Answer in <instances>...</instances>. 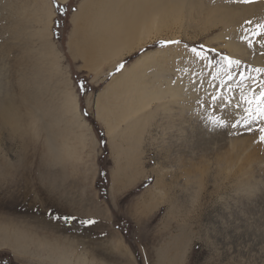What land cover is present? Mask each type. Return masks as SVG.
I'll use <instances>...</instances> for the list:
<instances>
[{
    "label": "rangeland",
    "instance_id": "obj_1",
    "mask_svg": "<svg viewBox=\"0 0 264 264\" xmlns=\"http://www.w3.org/2000/svg\"><path fill=\"white\" fill-rule=\"evenodd\" d=\"M82 2L89 4L80 12ZM59 4L71 8L62 15L53 0H0V227L13 238L35 235L31 248L43 253L55 242L60 252L83 257L62 239L61 202L68 209L98 194L109 205L117 192L119 216L125 200L149 195L156 227L168 224L186 243L172 246L164 264H264V121L241 120L249 107L241 93L258 101L264 83V72L254 71L264 69V35H253L264 0ZM246 6L256 12L252 26ZM175 12L180 29L163 23ZM160 40L181 43L162 47ZM138 41L114 58L121 43ZM200 45L205 60L190 52ZM223 57L240 64L229 67ZM214 94L232 100L213 104ZM209 114L227 126L213 127ZM101 172L109 179L105 198L96 188ZM94 211L102 209L95 204ZM0 264L51 263L18 260L2 247Z\"/></svg>",
    "mask_w": 264,
    "mask_h": 264
},
{
    "label": "crops",
    "instance_id": "obj_2",
    "mask_svg": "<svg viewBox=\"0 0 264 264\" xmlns=\"http://www.w3.org/2000/svg\"><path fill=\"white\" fill-rule=\"evenodd\" d=\"M117 182L119 181L113 183L112 180L114 185ZM116 195L117 192L114 193V198L112 197L114 200L111 198L109 205L99 200L98 194L92 203L89 199L81 198L79 203L77 201V206L72 205L73 208L65 209L66 206L63 204L65 201L61 202L60 210L66 211L67 214L58 217L76 218L71 223L57 219L60 228H68L66 232H61V236L70 244V248L81 250L79 254H83V257L94 264H164V260L167 262L170 258L172 246L176 249L179 246L186 248V243H181L180 237L174 239L168 224L162 223L161 228L156 227L154 220L152 221L154 211L147 209L148 202L152 203L149 195L140 198L135 195L125 200L124 211L119 213V216L114 214L116 212L114 203H120L122 198L116 202ZM144 198L146 200L139 203V199L142 202ZM70 202L74 204V201L70 200L69 206ZM95 204L102 211L92 213ZM141 206L144 207L143 210ZM89 218L95 219L97 223L91 226L79 223L80 220ZM60 230L58 228V231ZM154 260L157 263L153 262Z\"/></svg>",
    "mask_w": 264,
    "mask_h": 264
},
{
    "label": "bare ground",
    "instance_id": "obj_3",
    "mask_svg": "<svg viewBox=\"0 0 264 264\" xmlns=\"http://www.w3.org/2000/svg\"><path fill=\"white\" fill-rule=\"evenodd\" d=\"M59 3H61V4H67L68 2H70V0H57ZM87 4H89V2H82L81 3V5L79 6L80 7V12L84 9V7L87 5ZM246 8L249 10V11H251V12H249L247 15H246V19L248 18V20H251V21H253V20H255V19H253V16H256V15H254L256 12H252L253 10H252V7L251 6H246ZM170 10V9H169ZM165 12V11H164ZM170 13H171V11H169ZM216 12V11H215ZM257 12H259V17L257 18V19H259V21H264V15L262 14V12H264V8L260 11H257ZM181 13V12H180ZM79 14L80 13H76V15H75V17L73 18V19H78L77 17H79ZM158 14V13H157ZM163 14V13H162ZM168 14V13H167ZM172 14V13H171ZM175 15L173 16H171L170 17V15H169V20L168 21H165V20H163V23H168L169 24V26L171 25V26H178V29H180V28H182L183 26L179 23L180 22V17H178V13L177 12H175L174 13ZM159 15V14H158ZM220 15V14H219ZM227 15V14H226ZM53 16H54V13H52V11L51 10H48L47 12H46V17L48 18V19H52L53 18ZM236 16V15H235ZM220 17V16H219ZM256 18V17H255ZM229 19V18H228ZM257 21V20H256ZM74 22H75V20H74ZM156 23V22H155ZM154 23V24H155ZM218 23V22H217ZM144 24V23H143ZM160 24H162V22L160 23ZM252 24H253V22H252ZM252 24H249V25H251L252 26ZM254 24H256V23H254ZM253 24V25H254ZM156 25V24H155ZM229 25V24H228ZM144 26V25H143ZM142 26V27H143ZM145 27V26H144ZM147 28H148V26H146V28H144V30L146 29V31H148L147 30ZM155 28V27H154ZM235 28V27H234ZM158 29V28H157ZM233 30V29H232ZM231 30V31H232ZM226 31V30H225ZM227 32V31H226ZM235 33H236V31H234ZM233 32V33H234ZM146 33V32H145ZM228 33V32H227ZM229 34V33H228ZM239 34V33H238ZM144 36V35H143ZM146 36H147V34H146ZM151 36V35H150ZM228 36H230V35H228ZM233 36V35H232ZM237 36V35H236ZM147 39V38H146ZM145 39V40H146ZM228 39V38H227ZM234 40V39H233ZM232 40V41H233ZM236 40V39H235ZM258 41V40H257ZM139 42V41H138ZM144 42V41H143ZM235 42V41H234ZM141 43L142 42H139L138 44L137 43H127V42H123V43H121V45L120 46H118L117 47V50H116V52H115V54H114V58H120V57H123L125 54H129V53H131L135 48H136V46H138V45H141ZM261 43V42H260ZM232 46H234V43H232L231 44ZM238 45V44H237ZM114 46H116V45H114ZM228 46H229V44H228ZM236 49H235V51H237V52H241V45H239V46H234ZM116 48V47H115ZM232 48V47H231ZM242 49H243V47H242ZM111 50H114V48H112ZM110 50V51H111ZM232 50V49H231ZM135 51V50H134ZM234 51V50H233ZM114 52V51H113ZM113 57V56H112ZM261 64V63H260ZM130 86V85H129ZM133 88H134V86H133ZM135 88H136V86H135ZM134 88V89H135ZM139 89H141V88H139ZM138 89V90H139ZM144 89V88H143ZM145 90V89H144ZM141 90H139V92H140ZM131 94H132V92H130ZM133 93H135L136 94V92L134 91ZM141 93H143L142 91H141ZM178 93V92H177ZM182 93V92H181ZM180 93V94H181ZM130 94V95H131ZM134 94V95H135ZM139 94V93H138ZM144 94H145V92H144ZM142 95V96H144V98L146 97H148V94L146 93V95ZM150 95V97L152 96L153 97V95L152 94H149ZM178 95V94H177ZM148 99V98H147ZM155 99H157V98H155ZM136 100V99H135ZM147 101V100H146ZM152 101H153V99H152ZM151 103V102H150ZM241 103V102H240ZM73 104H74V107H75V109H76V103L75 102H73ZM148 105V104H147ZM148 108V107H147ZM85 124V123H84ZM85 126H86V124H85ZM113 127L111 126V128H110V130L112 129ZM115 130V129H114ZM111 147H114L113 146V143L111 142ZM250 161V160H249ZM35 232H37V231H35ZM21 235V234H20ZM36 235H37V233H36ZM22 236V235H21ZM25 237H26V235H24ZM29 236V235H28ZM31 237V236H30ZM27 238V237H26ZM25 238V239H26ZM34 238H36L35 237V235H33V237H32V239L30 238V240L28 241V239H29V237H28V239L27 240H23V238H20V236H18L17 238H13L12 236H11V234L9 233V230L8 229H6V228H4L3 229V227H0V248H2V247H9L11 250H12V252L15 254V257L18 259V260H22V261H25V262H29V261H37V262H42V263H44V262H49V263H51V264H94L92 261H89V260H87L85 257H76V258H74V256H70L67 252H60L57 248H55L56 247V243L54 242V243H49V245L51 246L50 247V251L48 250L47 252H42V249L40 248H38V249H36L37 247H35V248H31L33 245H34V243L32 242V241H34Z\"/></svg>",
    "mask_w": 264,
    "mask_h": 264
},
{
    "label": "snow or ice",
    "instance_id": "obj_4",
    "mask_svg": "<svg viewBox=\"0 0 264 264\" xmlns=\"http://www.w3.org/2000/svg\"><path fill=\"white\" fill-rule=\"evenodd\" d=\"M239 2L249 4V3H254L255 0H239ZM53 5H54V10L58 13H61L62 15L64 13H67L69 11V9L71 8L70 4L62 6L57 2V0H53ZM246 23L251 24L252 21L248 20V21H246ZM52 26H53V30H54L53 35H56L57 31L60 27L59 18L53 19ZM253 35H255V36L264 35V21H261V22L256 24V28L253 30ZM243 39H248V38L243 37ZM159 43L162 47H165L168 45H179L181 42L179 40H160ZM248 46L249 47L252 46V41L250 39H248ZM184 47L186 49L188 48L187 45H185ZM261 47L264 48V43L261 44ZM199 49L200 50H198L197 47H192L190 49L192 56L197 58V59H200V60L207 59L206 55L203 53L204 45H200ZM223 60L228 64L229 67H231L233 64H235L237 66H239V64H240L239 60L233 61L229 57H223ZM124 68H125V64L123 62H118L115 66V71L121 72ZM254 71L259 73V72H264V69L258 68V69H254ZM228 79L231 80L232 76L229 75ZM242 82L243 81H241V83ZM259 87H260V97H259L258 101L255 100V98L248 99V98L244 97L243 92L241 93V99L249 105L248 108L244 109V112L247 115L241 118L244 125H246V126L252 124L253 122H255L257 120L264 121V83L260 84ZM78 90L82 93H85L87 91L84 82L81 81L79 83ZM211 99H212L213 104H215L218 100H227L230 103L232 100V97L214 94V95H212ZM253 103H256L258 105L257 108L253 109L251 107V105ZM236 106L239 107V104H237ZM83 115L87 116L88 114L85 111V112H83ZM206 120L213 127H225V126H227L226 122L223 119H221L220 117L212 116L211 114H209L206 117ZM241 120H237L236 123L232 124L231 126L233 128H235L238 124L241 123ZM259 132H260V140L264 141V127H260ZM55 218L56 219H63L65 223H71L73 220L76 219L74 216H63V217H55ZM79 223L81 225L91 226V225H95L97 223V221L95 219L89 218V219H82L79 221Z\"/></svg>",
    "mask_w": 264,
    "mask_h": 264
},
{
    "label": "trees",
    "instance_id": "obj_5",
    "mask_svg": "<svg viewBox=\"0 0 264 264\" xmlns=\"http://www.w3.org/2000/svg\"><path fill=\"white\" fill-rule=\"evenodd\" d=\"M105 142V141H104ZM101 179L96 182V188L101 193V196L105 198L108 193L109 188V179L107 176H105L102 172L100 173Z\"/></svg>",
    "mask_w": 264,
    "mask_h": 264
}]
</instances>
